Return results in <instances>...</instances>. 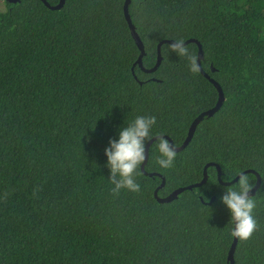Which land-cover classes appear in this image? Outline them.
Instances as JSON below:
<instances>
[{"label":"trees","instance_id":"1","mask_svg":"<svg viewBox=\"0 0 264 264\" xmlns=\"http://www.w3.org/2000/svg\"><path fill=\"white\" fill-rule=\"evenodd\" d=\"M51 5L60 0H47ZM0 0V264H231V213L222 181L243 172L258 230L234 264H264V0ZM3 5V7H2ZM196 39L225 100L176 152L149 149L139 193L113 196L105 148L137 116L181 146L219 91L164 40ZM198 64L199 45L185 44ZM199 68V66H198ZM165 138V137H164ZM167 139V138H166ZM148 144V143H147ZM147 147V146H146ZM165 179V184L161 186ZM215 197L214 201L212 198Z\"/></svg>","mask_w":264,"mask_h":264},{"label":"clouds","instance_id":"2","mask_svg":"<svg viewBox=\"0 0 264 264\" xmlns=\"http://www.w3.org/2000/svg\"><path fill=\"white\" fill-rule=\"evenodd\" d=\"M169 51L177 56L187 57L190 61V71L199 70L195 56L189 55L183 39H177L169 46ZM155 116H137L128 126L119 131V139H110L109 146L105 148L107 166L110 169V182L113 196H118L121 190L132 193H139L141 185L137 182L136 176L146 159V146L153 139L152 128L156 125ZM159 156L156 163L162 169L174 167L176 159L175 146L164 138L163 135L155 137ZM238 189L227 188L220 197L231 213V221L234 227L231 236L239 241H248L258 230V222L254 216L256 200L250 192L253 188L249 177L241 172L238 174Z\"/></svg>","mask_w":264,"mask_h":264},{"label":"water","instance_id":"3","mask_svg":"<svg viewBox=\"0 0 264 264\" xmlns=\"http://www.w3.org/2000/svg\"><path fill=\"white\" fill-rule=\"evenodd\" d=\"M8 1H10V2H17V1H19V0H8ZM43 1L45 2V4H46L48 7L52 8V9H60V8L63 7V5H64V3H65L66 0H60L59 4H56V5H51L47 0H43ZM130 2H131V0H126V2H125V14H126V18H127V20H128V23H129V25H130V28H131L132 34H133V36H134V38H135V40H136L137 45L139 46V48H140V50H141V54H140V56H139L138 63L142 66V58H143V56H144V54H145V47H144V44H143V42H142V40H141L139 34H138L137 31H136V28H135V26H134V24H133V22H132V19H131L130 14H129V5H130ZM165 42H167V43H171V44H172V43L174 42V40H164L163 42H161V43L159 44V46H158V62H157L156 66H155L154 68H152V69H145L147 72H154V71L158 68V66L160 65V63H161V61H162L161 47H162V44L165 43ZM189 42H197V43H198V45H199V57H198V66H199V69L201 70V72H202V73H203V74H204V75H205V76H206L211 82L214 83V85L216 86V88H217L218 91H219V99H218L217 104H216L213 108H211V109H209V110H206V111L202 112L201 114H199V115L196 117V119L193 121V123H192L191 126H190V129H189L188 136H187L186 140L184 141V143H183L181 146H176V145L174 144V142L170 139L169 136H166V135L164 136L165 138H167V139L170 141L171 144H173V145L175 146V150H176V152L183 150V149L189 144V142L191 141V139H192L193 136H194V133H195V131H196V128H197L198 124H199V123H200V122H201L206 116H212L213 114H215V113L221 108V106L223 105V102H224V100H225L224 91H223L221 85L219 84V82L216 81L214 78H212V77H211V76H210V75H209V74L203 69V67H202V59H203V57H204V52H203L202 45H201L200 42H199L198 40H196V39H190V40L186 41L185 44H187V43H189ZM155 137H157V136H155ZM155 137H153V139H152L151 141L148 142L147 147H146V159H145V161H144V163H143V165H142V170L145 172V174H149V173H147V172L145 171V165H146L147 160H148L150 146H151V144H152L154 141H156V138H155ZM210 165H216V166H217V168H218V170H219V180H220L223 184H225V185H231V184H233V183H235V182L238 181V179H239L238 176H237L234 180H232V181H227V182L222 181L221 168H220V166H219L218 164L211 163V164H208V165L206 166V168H205V177H204V179H203L201 182L196 183V184H191V185H188V186H185V187H180V188L176 189L174 192H172L171 194H169V195L166 196V197H158V191H159V188H158V189L155 191V195H156V197L158 198V200H159L160 202H170V201L176 199V198L179 196V194H180L181 192H183V191H185V190H187V189H193V188H195V187H199V186L203 185L204 183H206V181H207V179H208L207 169H208V167H209ZM247 172H254V173L257 174V176H258V181H257L256 185L252 188L251 192H250V195L253 196L254 194H256L257 190L259 189V187H260V185H261V182H262V179H261L260 175H259L256 171H254V170H248ZM149 175L152 176V175H156V174H152V173H150ZM164 184H165V179L163 178V182H162V184H161L160 187H162ZM214 199H215V197L212 198V201H211V202H213ZM237 243H238V239H237V238H234V242H233L232 248H231V250H230V254H229V260H230L231 264H234V253H235V249H236Z\"/></svg>","mask_w":264,"mask_h":264},{"label":"flooded vegetation","instance_id":"4","mask_svg":"<svg viewBox=\"0 0 264 264\" xmlns=\"http://www.w3.org/2000/svg\"><path fill=\"white\" fill-rule=\"evenodd\" d=\"M218 172H219V170H218ZM219 174V173H218ZM221 175H222V172H221Z\"/></svg>","mask_w":264,"mask_h":264},{"label":"rangeland","instance_id":"5","mask_svg":"<svg viewBox=\"0 0 264 264\" xmlns=\"http://www.w3.org/2000/svg\"><path fill=\"white\" fill-rule=\"evenodd\" d=\"M2 7H3V5H2Z\"/></svg>","mask_w":264,"mask_h":264}]
</instances>
